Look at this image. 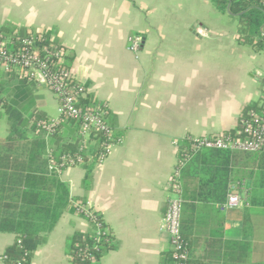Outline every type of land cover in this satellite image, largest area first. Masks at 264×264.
<instances>
[{
	"label": "crops",
	"instance_id": "obj_1",
	"mask_svg": "<svg viewBox=\"0 0 264 264\" xmlns=\"http://www.w3.org/2000/svg\"><path fill=\"white\" fill-rule=\"evenodd\" d=\"M5 1L14 3L16 17L12 25L0 21V27L47 31L62 43L67 63L93 100L105 104L107 122L122 138L104 163L95 164L89 187L84 185L85 163L58 173L71 198L99 212L113 232L114 246L100 264H163L171 255L169 234L162 226L180 141L236 128L244 107L262 95L264 53L237 43V17L220 12L213 0ZM133 36L142 40L137 54L129 50ZM10 82L19 83L16 87L25 83V96L37 98L42 112L24 119L5 92ZM46 90L58 114V100L50 89L16 73H0L5 101L0 117L4 112L18 114L29 125L34 117H57L45 112ZM34 126L36 130L27 127V139L22 140L29 142L30 152L10 148L2 154L1 220L17 217L30 169L41 171L50 152L82 144L71 122L50 137ZM11 127L0 137V146L7 145ZM43 142L41 156L33 147ZM96 148L98 141L92 138L86 150ZM246 165L252 166L234 158L231 178ZM199 168L191 162L182 168V218L192 264H229L232 241H250L251 261L264 264V188L245 179L230 181L225 200H220L213 179ZM47 171L53 173L49 162ZM231 183L239 185L244 203L225 209ZM90 230L88 219L69 206L35 250L32 264H71L73 235ZM15 241L14 232L0 230V255ZM0 264L6 262L0 259Z\"/></svg>",
	"mask_w": 264,
	"mask_h": 264
},
{
	"label": "trees",
	"instance_id": "obj_2",
	"mask_svg": "<svg viewBox=\"0 0 264 264\" xmlns=\"http://www.w3.org/2000/svg\"><path fill=\"white\" fill-rule=\"evenodd\" d=\"M217 9L226 13L229 11L235 15L238 20L236 41L241 46H247L256 52L264 53V0H213ZM1 29L8 33L18 31L20 35L27 34V30H21L18 27L1 26ZM262 80L263 92L257 101H254L244 107L243 112L249 108L256 107L262 100L264 101V78ZM4 99V97H3ZM84 106H101L106 108L104 103L93 100L87 93L81 102ZM13 123L11 132L6 140V146H0V167L5 165L3 153L10 152V148L24 152L29 148V142H22L27 139V127L36 130L34 125L29 122H23L18 114H13ZM39 117H43L39 115ZM74 132L80 135V123L71 121ZM61 128V127H60ZM59 128V130H60ZM59 130L57 132H59ZM237 129L226 130V133L236 134ZM94 139L99 136L93 134ZM192 136H187L180 141L179 160L196 163L200 166L202 174L210 176L213 179L214 189L220 196V200H225L227 187L230 181L240 183L242 180L254 182L255 186L264 188V149L257 153H244L234 155L227 150H202L193 152L190 148ZM45 143H40L33 147L36 152L45 153ZM34 146V145H33ZM78 147L72 150H65L60 153L54 152V157L59 159L65 152H77ZM99 148L90 152L86 150L85 168L87 170L84 185L89 187L92 182V172L98 160ZM189 158V159H188ZM246 159V165L238 170L235 178H231L233 159ZM49 158L43 161L41 171L30 169L25 179V190L23 192L21 206L17 217L0 219L1 231H12L16 234L15 244L10 247L5 254L8 255L6 264H18L23 261L25 264H32V258L37 247L44 243L48 235L55 228L62 215L70 206V210L76 213V204L83 205L81 200H73L70 196L69 185L63 182L56 172L47 171ZM256 165V167H255ZM208 181V179H207ZM202 182V186L206 182ZM182 182V177H181ZM250 184V183H249ZM183 196V190H182ZM185 201V197L183 196ZM91 224V230L88 232H76L69 245V256L71 264H98L103 257L114 246V235L109 229L103 216L93 211L92 217H86ZM183 233L187 238L185 220L182 218ZM21 240V246L18 244ZM230 249L229 264H256L251 261L252 243L250 241H232L228 242ZM2 256V255H0ZM101 263V262H100ZM99 263V264H100ZM163 264H174L172 252L163 261ZM189 264H192L189 260ZM197 264H202L198 262Z\"/></svg>",
	"mask_w": 264,
	"mask_h": 264
},
{
	"label": "built area",
	"instance_id": "obj_3",
	"mask_svg": "<svg viewBox=\"0 0 264 264\" xmlns=\"http://www.w3.org/2000/svg\"><path fill=\"white\" fill-rule=\"evenodd\" d=\"M141 38H130L129 50L141 51ZM67 49L47 31H27L20 35L18 31L5 32L0 27V73H16L22 79L40 84L50 89L58 100V114L55 118H33V123L54 136L59 128L68 122L80 123L82 144L77 152H65L56 159L49 153V169L60 173L63 169L85 163L87 143L98 135V163H104L111 151L122 143V138L115 135L106 119L107 108L84 106L81 102L88 93L87 86L80 81L67 63ZM264 78V73H260ZM5 101L0 93V114ZM236 134L218 132L193 137L190 148L193 152L202 150H227L231 152L257 153L264 149V101L249 108L239 116ZM94 139V138H93ZM189 159V158H188ZM187 160V159H186ZM186 160H179L169 181L171 196L163 218V229L169 234L174 264H189V242L182 229L184 199L182 196V168ZM244 200L239 192V185L230 184L228 200L224 208L242 206ZM76 213L92 217L93 211L88 204H76ZM21 246V240H18ZM8 255L0 256L5 261ZM98 264L99 260L95 261ZM18 264H25L23 261Z\"/></svg>",
	"mask_w": 264,
	"mask_h": 264
},
{
	"label": "rangeland",
	"instance_id": "obj_4",
	"mask_svg": "<svg viewBox=\"0 0 264 264\" xmlns=\"http://www.w3.org/2000/svg\"><path fill=\"white\" fill-rule=\"evenodd\" d=\"M8 3L5 0H0V21H5V23H8L7 25H12L14 21V17L16 15L15 12V5L14 3L10 2L9 6ZM7 5V6H6ZM7 11L9 13L6 15ZM19 83L16 82H10L5 87L6 94L11 98L12 105L17 109L18 112L21 113L22 117L24 119H27L31 114H33L36 111H41L42 108H38L37 104V98L35 97H26V91L24 88L25 83H22V87H16ZM35 87V84L32 86V88ZM26 90H29L26 88ZM51 93L50 91L45 92L42 99L45 101V112L50 114L51 116L55 117L57 115V104L51 103L53 101L51 97L49 96ZM13 118H15L12 113L4 112L2 116L0 117V124L2 125V132H0V137L3 136V133L7 132V130H10V126L13 122Z\"/></svg>",
	"mask_w": 264,
	"mask_h": 264
},
{
	"label": "water",
	"instance_id": "obj_5",
	"mask_svg": "<svg viewBox=\"0 0 264 264\" xmlns=\"http://www.w3.org/2000/svg\"><path fill=\"white\" fill-rule=\"evenodd\" d=\"M229 13H231V12H230V9H229Z\"/></svg>",
	"mask_w": 264,
	"mask_h": 264
}]
</instances>
